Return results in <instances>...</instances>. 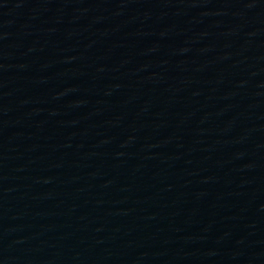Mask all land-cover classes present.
<instances>
[{
    "label": "water",
    "instance_id": "obj_1",
    "mask_svg": "<svg viewBox=\"0 0 264 264\" xmlns=\"http://www.w3.org/2000/svg\"><path fill=\"white\" fill-rule=\"evenodd\" d=\"M0 264H264V0H0Z\"/></svg>",
    "mask_w": 264,
    "mask_h": 264
}]
</instances>
